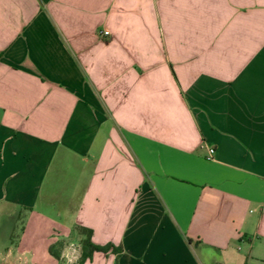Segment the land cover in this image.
<instances>
[{"label":"crops","instance_id":"crops-1","mask_svg":"<svg viewBox=\"0 0 264 264\" xmlns=\"http://www.w3.org/2000/svg\"><path fill=\"white\" fill-rule=\"evenodd\" d=\"M20 217L0 264H76L78 228L106 264H264V0H0Z\"/></svg>","mask_w":264,"mask_h":264},{"label":"rangeland","instance_id":"rangeland-1","mask_svg":"<svg viewBox=\"0 0 264 264\" xmlns=\"http://www.w3.org/2000/svg\"><path fill=\"white\" fill-rule=\"evenodd\" d=\"M22 217L19 218L18 223L16 224V227L14 228V231L12 230L11 236L8 241H5L6 232H8V224L4 221H0V252L2 249L9 248L13 251L16 250L18 247L19 238L21 236L22 228L24 225V222H22ZM22 222V223H21ZM10 229V228H9ZM74 248V247H73ZM103 253H96L95 259L93 261L87 260L86 264H106L107 261L102 257ZM27 259L28 257L25 256ZM23 258V256H22ZM23 263H31L29 260L22 261ZM1 263V261H0ZM78 264V263H76Z\"/></svg>","mask_w":264,"mask_h":264},{"label":"trees","instance_id":"trees-1","mask_svg":"<svg viewBox=\"0 0 264 264\" xmlns=\"http://www.w3.org/2000/svg\"><path fill=\"white\" fill-rule=\"evenodd\" d=\"M78 233L83 235V240L80 243L81 254L78 264H83L85 261L90 260L94 253H107L112 246L99 247L91 242V231L78 228Z\"/></svg>","mask_w":264,"mask_h":264},{"label":"built area","instance_id":"built-area-1","mask_svg":"<svg viewBox=\"0 0 264 264\" xmlns=\"http://www.w3.org/2000/svg\"><path fill=\"white\" fill-rule=\"evenodd\" d=\"M104 35H108V33L105 32ZM212 154H213V150L212 149H209L208 150V157H207L208 160H211Z\"/></svg>","mask_w":264,"mask_h":264}]
</instances>
